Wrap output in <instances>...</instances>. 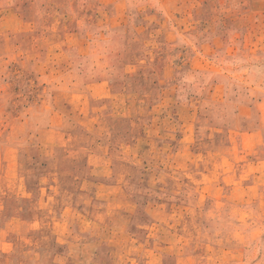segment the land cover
<instances>
[{
	"label": "rangeland",
	"instance_id": "374dc122",
	"mask_svg": "<svg viewBox=\"0 0 264 264\" xmlns=\"http://www.w3.org/2000/svg\"><path fill=\"white\" fill-rule=\"evenodd\" d=\"M118 173L148 264H264V0H0V264H119Z\"/></svg>",
	"mask_w": 264,
	"mask_h": 264
},
{
	"label": "crops",
	"instance_id": "0c3cea01",
	"mask_svg": "<svg viewBox=\"0 0 264 264\" xmlns=\"http://www.w3.org/2000/svg\"><path fill=\"white\" fill-rule=\"evenodd\" d=\"M65 174H67V172L65 170L60 171V175H65ZM125 177H128V176H124L122 173H118L116 175V177H115V175H113L112 177H110V179L111 178L115 179V182L113 181L112 183L104 184L106 186L104 188L108 190L107 193L100 194L99 192H97V195H96V192H93V196L96 195L97 197H100V199L104 202V205H107L110 203L115 204L112 207L113 211H111L109 209V211H107V213H105L103 215L105 218L108 215L109 226L113 232H115V229L112 228L111 225L114 223L115 220H119L120 222L126 221V224L123 227H121L119 230L116 231L117 237H118V239H120L118 244L120 247H122V249H121L122 252L119 253L118 255H116V258H119V261H120L119 264H145L146 262L148 264V261L149 262L154 261V263H158V260H160V261L162 260V256H161V258L157 255L150 256V257H147V261H146V259L144 258L143 254H142V250L137 251L139 249H136V247H139L141 245L144 246L146 243V240L144 241V239H143L142 241H140V240H138L139 239L138 237H136V238L134 237L135 236L134 234L142 233L143 235H145L146 233H148L145 237L148 239L149 235H151V233L154 231V226H153L154 217L151 214H149L147 211L141 212L140 213L141 215L147 216V217L143 220V224H136L135 225V217H134L133 211H131L129 208L125 207L126 201H128L132 198V196L129 195V193L127 191V187H126L127 183L121 182L122 185H118V184H120V181L118 182L119 179L124 178L122 180H124V181L128 180ZM100 186H102V185H100ZM99 189L100 188L98 187L97 190H99ZM115 192H117V193H115ZM132 203H134L133 200H132ZM135 203H134V205L133 204L132 205L135 206ZM82 209L84 210L83 207L79 210V207H74V206L62 208V214H61L62 221L63 220L65 222L70 221L72 223V224L70 223L71 227H73L72 231L75 230L74 225L78 224L80 217L83 216L82 215L83 212L81 211ZM67 212H69L68 216L64 218V216L67 214ZM110 223H112V224H110ZM91 224L94 228L95 223L91 222ZM86 228L87 229L90 228L89 222H88ZM79 230H80V228L78 227V231ZM69 235H71V233ZM71 237L72 236H70V238ZM57 242L55 241V244L58 245L59 243H57ZM71 242H72V239H71ZM102 244L103 243H99L98 246H100ZM105 244L106 243H104V245ZM121 254H122V256H121ZM91 259H94V256H92ZM112 259L116 261L115 258H112ZM27 260H30V259H27ZM27 260L24 259L23 260L24 263H26ZM14 261L20 262L21 259L20 260H14Z\"/></svg>",
	"mask_w": 264,
	"mask_h": 264
}]
</instances>
